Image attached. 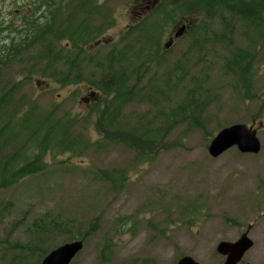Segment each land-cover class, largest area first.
Here are the masks:
<instances>
[{
    "label": "rangeland",
    "instance_id": "1",
    "mask_svg": "<svg viewBox=\"0 0 264 264\" xmlns=\"http://www.w3.org/2000/svg\"><path fill=\"white\" fill-rule=\"evenodd\" d=\"M160 1L154 0V5ZM165 1L171 7L180 2ZM15 6L4 1L0 10L12 13ZM150 7V0H106L98 21L109 14L112 23L105 26L96 44L86 48V56L77 57L83 67L79 84L60 85L67 64L37 61L35 51L11 59L0 73V84L17 83L15 96H23L40 109L69 113L77 119L76 131L93 142L99 140L96 121L104 99L92 85L96 74L89 73L96 61L131 42L136 25L152 11ZM187 20L170 25L163 36L159 60H151L162 65L142 72V84L155 80L160 86L171 72L164 86L166 99H159L154 107L135 101L126 108L125 117L132 123L141 114L152 115L158 106L171 108L197 83L207 101L202 115L205 133L187 131L185 125L175 127L168 138L169 148L152 163L135 164L131 150L102 141L80 157H48L46 170L0 191V203H10L0 212V264L10 263L15 243L33 240L31 225L40 218L65 225L45 233L42 247L47 252L69 242V233L86 235L70 264H142L144 260L146 264H174L184 255L199 264H222L223 257L215 250L218 243L234 242L245 231L253 245L239 264H264V128L257 132L262 144L258 154H243L235 147L216 158L207 152L209 141L225 126L256 127L259 120L264 124V48L257 46L248 66L256 69L259 79L252 85L248 79L249 86L240 90L239 77L229 73L225 63L246 47L245 33L252 38L253 30L237 20L230 30L216 21L201 30L198 19L197 28L189 32ZM181 25H185L182 34L165 46ZM134 48L139 50V45ZM144 52L140 50L133 63H140ZM64 54L68 55L59 53ZM250 91L263 92L261 105L245 99ZM100 169L122 170L127 181L113 189L99 178ZM192 208L199 211L195 221L188 219ZM103 242L109 245L101 257Z\"/></svg>",
    "mask_w": 264,
    "mask_h": 264
},
{
    "label": "trees",
    "instance_id": "2",
    "mask_svg": "<svg viewBox=\"0 0 264 264\" xmlns=\"http://www.w3.org/2000/svg\"><path fill=\"white\" fill-rule=\"evenodd\" d=\"M4 1H12L16 6L12 13L0 10V73L11 59L19 60L29 51H35L37 61L53 66L60 61L67 64L63 74L57 73L61 74L60 85L79 84L83 67L77 64V57L86 56V48L96 44L105 26L112 23L106 13L108 17L98 21L106 0H0V5ZM185 18L189 32L197 28L194 22L198 19L201 30L213 21L230 30L234 20L253 30L252 38L245 33L246 47H240L237 55L225 63V69L239 77L240 90H245L250 80L249 63H253L257 46L264 48V41L259 43L264 40V0H180L173 7L165 0L157 2L154 13L150 11L136 25L131 42L96 61L89 73L90 76L96 74L92 85L104 99L96 121L99 140L93 142L76 131L77 119L69 113L40 109L23 96H15L17 83L10 87L0 84V191L15 185L21 178L46 170L48 157L52 160L64 154L80 157L98 141L124 146L132 151L133 163L139 164L154 162L169 148V135L179 125H185L187 131L201 129L205 133L202 115L207 101L202 98L197 83L171 108L165 110L158 106L152 115L141 114L132 123L125 117L126 108L135 101L154 107L159 99H166L167 87L164 86L171 72L166 73L168 79L165 78L164 86L155 80L142 84L141 76L142 72L162 65L151 60H159L160 42L170 25ZM136 45L139 50L134 48ZM56 46L59 49H55ZM60 49L68 55L61 57ZM142 49L145 51L143 60L133 63L138 61ZM98 176L113 189L121 188L127 181L122 170L100 169ZM9 205V201L1 202L0 212ZM188 213L189 221H195L199 211L192 208ZM63 226L54 219L35 221L30 229L33 240L15 243L12 246L15 254L9 264H40L47 254V249L42 247L45 233ZM85 237V234L69 233L68 240L84 242ZM108 245L103 242L100 247L101 257Z\"/></svg>",
    "mask_w": 264,
    "mask_h": 264
},
{
    "label": "water",
    "instance_id": "3",
    "mask_svg": "<svg viewBox=\"0 0 264 264\" xmlns=\"http://www.w3.org/2000/svg\"><path fill=\"white\" fill-rule=\"evenodd\" d=\"M185 25H181L174 33L178 38L184 31ZM170 39L165 46H168ZM94 92L89 95L92 97ZM231 147H236L241 153H258L260 142L256 136V130L243 123H235L221 128L210 140L207 152L216 158ZM253 245L252 240L244 232L234 242L220 241L216 246V252L224 256L222 264H238L246 251ZM83 248V241L73 240L50 250L40 261V264H70L74 257ZM175 264H199L192 257L185 255L179 258Z\"/></svg>",
    "mask_w": 264,
    "mask_h": 264
},
{
    "label": "flooded vegetation",
    "instance_id": "4",
    "mask_svg": "<svg viewBox=\"0 0 264 264\" xmlns=\"http://www.w3.org/2000/svg\"><path fill=\"white\" fill-rule=\"evenodd\" d=\"M150 4H151V7L150 8H152V11L154 13V0H150ZM248 69H249L248 70V73H249L248 75L250 77L251 85H252L256 80L259 79V77H258V75L256 73V69L255 68H252L251 67V68H248ZM263 75H264V73H263ZM262 93H263L262 91L259 92V93L255 92V91H253V92L250 91V92H248V94H246V98L245 99L248 100L251 103H253V102L256 101L258 103V106H259V105H261L260 98H261ZM243 95H244V93H242V96ZM254 118H256V117L253 115L252 116V119L254 120ZM248 126L254 128L256 130V134H257V132H258L259 129L264 128V124H262V122L260 120L257 123V126L256 127H254V124H252V125L250 124ZM261 148H262V144H261V147H260L259 152L261 151ZM258 153H256V154H258ZM245 154H252V155H254L253 153H245ZM246 264H248V263H246Z\"/></svg>",
    "mask_w": 264,
    "mask_h": 264
}]
</instances>
